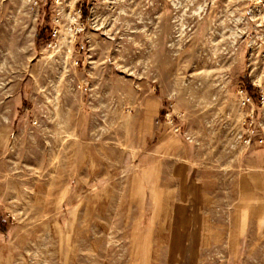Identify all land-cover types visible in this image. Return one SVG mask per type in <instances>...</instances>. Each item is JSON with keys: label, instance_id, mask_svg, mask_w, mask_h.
<instances>
[{"label": "rangeland", "instance_id": "1", "mask_svg": "<svg viewBox=\"0 0 264 264\" xmlns=\"http://www.w3.org/2000/svg\"><path fill=\"white\" fill-rule=\"evenodd\" d=\"M261 137L264 0H0V264H264Z\"/></svg>", "mask_w": 264, "mask_h": 264}, {"label": "built area", "instance_id": "2", "mask_svg": "<svg viewBox=\"0 0 264 264\" xmlns=\"http://www.w3.org/2000/svg\"><path fill=\"white\" fill-rule=\"evenodd\" d=\"M81 49H84V46L83 45H81ZM240 93H241V97H240L241 104H242L243 107H250L251 105H253V103H254L253 102V99H252V97L249 96L248 93L245 94L243 91H241ZM259 142L261 144H264V137H261V139L259 140ZM2 225H3V220L0 217V230H1Z\"/></svg>", "mask_w": 264, "mask_h": 264}]
</instances>
